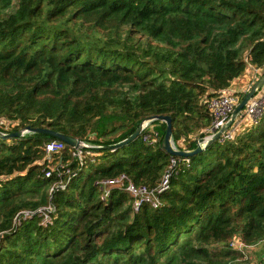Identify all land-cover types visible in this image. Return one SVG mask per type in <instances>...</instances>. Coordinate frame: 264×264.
<instances>
[{
  "label": "trees",
  "instance_id": "16d2710c",
  "mask_svg": "<svg viewBox=\"0 0 264 264\" xmlns=\"http://www.w3.org/2000/svg\"><path fill=\"white\" fill-rule=\"evenodd\" d=\"M250 65L264 66V0H0V131L105 146L170 115L175 146L192 150L208 98ZM165 133L153 120L83 160L66 142L48 155L47 134L0 136V264L249 262L230 243L264 242V114L188 158ZM169 172L158 207L135 211L120 188L103 198L104 179L154 189Z\"/></svg>",
  "mask_w": 264,
  "mask_h": 264
},
{
  "label": "built area",
  "instance_id": "2783aa9c",
  "mask_svg": "<svg viewBox=\"0 0 264 264\" xmlns=\"http://www.w3.org/2000/svg\"><path fill=\"white\" fill-rule=\"evenodd\" d=\"M264 74L263 67H254L251 66L244 74L246 78V84L241 89H228L215 94L208 98L207 107L209 108L213 120L211 125L207 128L206 138L211 137L216 132H218L223 126L226 125L230 119L234 109L239 104L243 96L249 91L251 86ZM264 114V85L260 87L256 93L249 99L244 109L239 113L235 118L233 123L228 127V129L222 134L219 138L220 140H232L239 133L244 131L248 126H251L259 121V119ZM151 121H146L144 123V129L150 125ZM143 129V130H144ZM145 140H148L150 143H155L158 141V136L156 132H149L144 136ZM84 142V141H83ZM85 146L80 148H75L74 154L77 155L81 160L84 158L83 148L90 146L85 143ZM65 147V142L60 139H54L49 141L46 144V151L48 155L54 152H59ZM88 153V152H87ZM173 164H176L177 161L175 157L172 158ZM51 172L48 171L47 175H50ZM171 172L167 173L161 184L154 189L147 188L146 186H137L133 182L128 180V177L125 174H121L114 178L104 179L101 182L104 185L103 198H106L112 188H120L127 190L135 199L134 209L138 211L144 202L152 204L154 207H158L161 204V201L158 197V194L167 190L169 188ZM62 184V183H60ZM64 187V185H62ZM50 217L48 214L45 215V220H49ZM230 245L236 249L244 251L247 247L246 244L240 238H234ZM264 264V263H263Z\"/></svg>",
  "mask_w": 264,
  "mask_h": 264
},
{
  "label": "water",
  "instance_id": "95a60500",
  "mask_svg": "<svg viewBox=\"0 0 264 264\" xmlns=\"http://www.w3.org/2000/svg\"><path fill=\"white\" fill-rule=\"evenodd\" d=\"M263 85H264V74L251 86L249 91L243 96V98L241 99L239 104L234 109V111H233L230 119L226 123V125L223 126L218 132H216L214 135H212L209 138H206L205 136L198 138L197 139V146H196V148H194L192 150L180 149V148H177L175 146V144L173 142L172 117L170 115H154L150 118L145 119L132 135H130L129 137H127L126 139H124L118 143L105 145V146H92V145H90L88 147L106 148V149H111V150L116 149V148L128 143L132 139L138 137L141 134V132L143 131L144 123L146 121L160 120V121H164L166 123V133H165L164 140H163V147L167 150V152H169L172 156H183V157H187V158L192 157V156L202 152L206 148V146H208L213 141L218 140L222 136V134L228 129V127L233 123L235 118L239 115V113L244 109V107L247 104V102L249 101V99ZM27 132H38V133L47 134L49 136L55 137L57 139H60L64 142H66L67 144L73 146L74 148H80V147L85 146V144L82 140H80L78 138L71 137V136H67L63 133L57 132V131L52 130V129L47 128V127L27 126L21 130L13 131L10 133H3L0 131V136L5 137V138H10V137H15V136L17 137V136H22V135L26 134Z\"/></svg>",
  "mask_w": 264,
  "mask_h": 264
},
{
  "label": "crops",
  "instance_id": "0c3cea01",
  "mask_svg": "<svg viewBox=\"0 0 264 264\" xmlns=\"http://www.w3.org/2000/svg\"><path fill=\"white\" fill-rule=\"evenodd\" d=\"M245 84L246 78H244L243 75L235 79V81L231 85V89H241L245 86ZM246 251H248V255L246 254V258L249 259V263L247 264H262V260H264V242L256 246L246 247Z\"/></svg>",
  "mask_w": 264,
  "mask_h": 264
},
{
  "label": "rangeland",
  "instance_id": "374dc122",
  "mask_svg": "<svg viewBox=\"0 0 264 264\" xmlns=\"http://www.w3.org/2000/svg\"><path fill=\"white\" fill-rule=\"evenodd\" d=\"M246 249V248H245ZM247 253H248V251H246ZM247 263H249V262H247ZM247 263H244V264H247Z\"/></svg>",
  "mask_w": 264,
  "mask_h": 264
}]
</instances>
